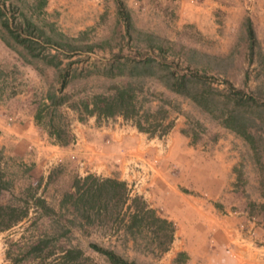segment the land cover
<instances>
[{
	"label": "rangeland",
	"instance_id": "374dc122",
	"mask_svg": "<svg viewBox=\"0 0 264 264\" xmlns=\"http://www.w3.org/2000/svg\"><path fill=\"white\" fill-rule=\"evenodd\" d=\"M0 8L13 29L25 18L54 39L59 34L75 38L79 46L91 45L90 51L82 47L71 57L59 52L58 64L49 56L54 51L46 48L36 49L39 56L33 57L11 38L0 16V110L26 108L57 146L76 144L82 130L98 149L92 162L66 151L47 172L0 149V204L26 210L19 222L0 231V264H63L60 254L72 247L82 255L65 264H108L90 242L136 264H264V106L247 108L250 144L188 98L167 90L156 76H130L127 69L115 75L117 65L111 66L115 55L120 61L165 57L177 71L188 65L210 76L205 90L219 101L224 100L220 80L227 79L264 105V0H45L42 6L40 0H0ZM118 8L130 16L128 32ZM248 20L255 38L251 47ZM65 72L61 93L66 103L45 109L47 92L61 94L59 74ZM124 82L135 90L139 116L145 114L151 126L156 124L154 134L172 123L166 134L149 135L120 115L86 116L70 107L77 100L109 94ZM112 146H118V156ZM95 164L102 170L93 169ZM146 164L170 178L178 170L182 177L176 189L186 201H173L168 191L149 184ZM132 170L144 175H125ZM87 174L123 180L130 196H141L171 220L175 230L168 249L160 252L146 233L132 241L123 229L126 204L120 214L110 208L91 210V221H85L65 195ZM223 178L230 181L222 185ZM38 199L50 210L40 208ZM40 238L47 241L42 253L26 255Z\"/></svg>",
	"mask_w": 264,
	"mask_h": 264
},
{
	"label": "trees",
	"instance_id": "16d2710c",
	"mask_svg": "<svg viewBox=\"0 0 264 264\" xmlns=\"http://www.w3.org/2000/svg\"><path fill=\"white\" fill-rule=\"evenodd\" d=\"M44 3L45 0H40V6ZM118 14L123 19L125 31L128 32L132 28L128 12L118 8ZM0 16H3L1 20L3 28L30 56L38 57L39 53L35 52L36 49L46 48L54 51L49 56L52 59H57L55 64H58L60 61L57 58L59 52L65 57H71L81 51L82 47L88 49L85 51H90L91 49V45L79 46L73 43L75 38L68 39L59 34L56 35L58 41L29 19H22L17 25L15 24L16 27L13 29L9 26L7 16L2 12V8H0ZM246 33L249 39V46L251 47L255 43V38L249 20L246 25ZM156 49L158 52L163 51L161 46H156ZM47 63H50V60ZM113 64L117 65L115 75H119L123 73L124 69H127L130 76H156L167 90L188 98L211 117L217 119L218 123L223 127L234 132L244 141L250 144L253 143V134L250 130L252 118L248 117L247 108L255 107L257 110L264 105L259 104L254 97L248 95L243 87H235L227 79L220 80L224 85V100L219 101L218 98L212 96L211 92L209 93L205 90V85L211 77L204 73H198L196 70H191L188 65L184 71L180 72L168 65L171 63L167 62L165 57L155 59L149 55L131 60L125 58L122 61L115 55L112 58L111 66ZM66 72L59 74V93L66 85ZM112 75L114 74L112 73ZM45 99L48 101L42 104L45 109H53L66 103L63 94L57 95L54 91L47 92ZM136 103L137 96L133 86L129 82H124L115 85L109 94H96L88 100H77L75 103L70 104V107L83 111L86 116L113 117L120 115L125 119H133L134 126L140 131L148 132L149 135L160 137L166 134L172 123L168 122L161 132L154 134L155 130L153 127L156 124L151 126L152 123L149 122L145 114L143 118L139 116ZM40 111L38 109L34 114L36 121L40 119ZM141 121L146 123L147 128L142 126ZM53 129V134L58 133L55 128ZM72 187L74 191L67 193L65 196L71 200V204L75 209L82 211V217L85 221H91L89 213L91 210H96L97 213V210L102 208L107 212L110 208V213L114 211L113 213L120 214L122 206L126 204L123 211V215L126 216V218L123 217V229L127 235L132 237V241L135 240L136 234L146 233L148 234L147 237H150L148 239H150L151 243H154L155 247H158L160 252L168 249L169 244L173 240L175 230L173 222L150 207L141 196L136 194L130 196V189L123 180L109 177L97 178L87 174L83 177L82 183L76 179ZM110 201L112 204H110ZM127 201L129 202L126 203ZM37 203L44 211L50 210L44 205V201L38 199ZM25 215V209L21 210L15 206L0 204V231L9 229ZM46 242L43 238L36 240L30 244L25 252L26 255L39 256L46 247ZM89 247L92 251L102 255L108 264H136L134 261L123 258L112 249L104 248L94 242H90ZM5 253L6 257H9L10 253L7 251ZM81 255L82 251L79 248L72 247L66 249L59 257L65 264L67 261H74ZM18 261H20V258L14 259L13 263Z\"/></svg>",
	"mask_w": 264,
	"mask_h": 264
},
{
	"label": "crops",
	"instance_id": "0c3cea01",
	"mask_svg": "<svg viewBox=\"0 0 264 264\" xmlns=\"http://www.w3.org/2000/svg\"><path fill=\"white\" fill-rule=\"evenodd\" d=\"M8 115L14 116V120L8 122L6 118ZM78 135L80 141L76 144H67L65 147L57 146L52 144L50 138L38 129L34 123L33 115L29 114L26 108L8 110L4 114L0 110V149L6 151L9 155L19 156L20 161L32 168H41L47 172L52 164L65 157L66 151L86 159L87 162H92L98 155V149L94 145L95 140L87 141L82 136V130L78 132ZM119 143H121L120 138H118L116 145H119ZM71 147L73 148L71 149ZM111 150L117 156L120 154L118 146H112ZM140 152V148L135 151L136 155ZM101 167V165L92 166L97 171L102 170ZM176 171L177 176L170 178L167 173H159L158 169L151 167L150 164H146L143 169V173L150 180L149 184L155 185V188L160 191H168L173 201L176 200L183 203L186 198L176 189L182 176L179 177V172L178 170ZM143 173L132 170L125 175L130 178L141 174L144 175ZM229 181V178H223L222 185H226Z\"/></svg>",
	"mask_w": 264,
	"mask_h": 264
}]
</instances>
